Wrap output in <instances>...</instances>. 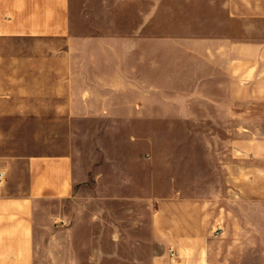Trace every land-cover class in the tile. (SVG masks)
Returning <instances> with one entry per match:
<instances>
[{
  "label": "rangeland",
  "instance_id": "obj_1",
  "mask_svg": "<svg viewBox=\"0 0 264 264\" xmlns=\"http://www.w3.org/2000/svg\"><path fill=\"white\" fill-rule=\"evenodd\" d=\"M73 13L77 40L97 42L76 49V57L99 60L90 66L93 74L118 76L107 107L97 101L92 108L93 116L105 118L100 140L109 153L97 154L105 175L80 188L70 217L38 247V259L164 264L169 249L155 228L163 223L157 197L164 195L165 154L178 155L181 146L194 152L198 139L227 138L233 129L237 140L245 127L264 135V108H247L249 94L258 102L264 83V0H73ZM51 101L0 97V112L6 110L0 123L12 125L22 148L40 151L37 131H49L57 119ZM115 137L123 139L125 173L133 164L132 191H116ZM153 173L155 198L142 190V184L151 188L146 182Z\"/></svg>",
  "mask_w": 264,
  "mask_h": 264
},
{
  "label": "crops",
  "instance_id": "obj_2",
  "mask_svg": "<svg viewBox=\"0 0 264 264\" xmlns=\"http://www.w3.org/2000/svg\"><path fill=\"white\" fill-rule=\"evenodd\" d=\"M95 45L77 40L73 0H0V97L52 98L57 108L49 131L35 135L40 151L22 148L12 125L0 123V264H41L37 249L66 223L77 192L105 175L97 155L109 153L100 140L105 118L92 108L97 101L107 107L118 76L93 74L90 66L102 63L75 55ZM261 85L258 102L250 93L247 108H264ZM231 135L198 139L194 152L181 146L178 155L165 154L164 195L157 197L163 223L155 228L169 249L164 264H264V135L251 127L239 140L235 129ZM122 141L110 144L117 192L137 186L133 164L125 173ZM154 180L155 173L146 182L151 188L142 184L153 198Z\"/></svg>",
  "mask_w": 264,
  "mask_h": 264
},
{
  "label": "built area",
  "instance_id": "obj_3",
  "mask_svg": "<svg viewBox=\"0 0 264 264\" xmlns=\"http://www.w3.org/2000/svg\"><path fill=\"white\" fill-rule=\"evenodd\" d=\"M4 181V174L2 172H0V186L3 184ZM223 233L221 228H217V230L215 231V235L217 236H221Z\"/></svg>",
  "mask_w": 264,
  "mask_h": 264
}]
</instances>
